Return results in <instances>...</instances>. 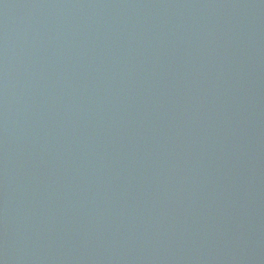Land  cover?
Wrapping results in <instances>:
<instances>
[{"label": "water", "instance_id": "water-1", "mask_svg": "<svg viewBox=\"0 0 264 264\" xmlns=\"http://www.w3.org/2000/svg\"><path fill=\"white\" fill-rule=\"evenodd\" d=\"M0 264H264V0H0Z\"/></svg>", "mask_w": 264, "mask_h": 264}]
</instances>
